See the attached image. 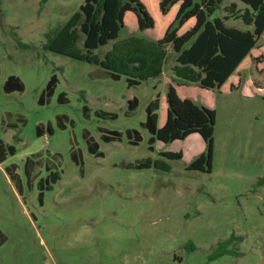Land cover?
I'll return each mask as SVG.
<instances>
[{
	"label": "rangeland",
	"instance_id": "1",
	"mask_svg": "<svg viewBox=\"0 0 264 264\" xmlns=\"http://www.w3.org/2000/svg\"><path fill=\"white\" fill-rule=\"evenodd\" d=\"M142 1L155 27L139 31L129 11L119 38L138 34L156 39L173 20L176 6L165 15L160 0ZM230 1L224 0L216 14L224 15ZM84 2L0 0V136L16 147L0 163V264H264V92L256 89L264 86V70L252 72L254 65L245 61L240 76L249 79L252 91L229 89L237 71L224 89H205L174 76L176 54L168 46L162 74L129 87L124 75L118 80L103 77L101 66L48 48ZM229 22L244 27L240 19ZM112 44L95 52L103 56ZM252 62L259 61L252 56ZM54 73L59 79L55 92L41 103ZM12 74L21 78L24 90H4ZM173 79L187 83L181 95L188 89L198 103L215 110L211 172L186 168L205 146L197 132L169 143L156 140L154 150L148 148L151 134L140 125L146 106L160 95L162 124L167 107L162 97ZM62 92L66 102L59 101ZM133 97L138 98L134 110L128 107ZM96 110L117 112L118 117L102 118ZM49 122L52 133L46 130ZM40 124L42 135L36 133ZM128 128L140 130L139 144L128 142ZM113 129L123 132L122 139L105 142L103 131ZM86 131L104 156L88 151ZM74 148L82 151L83 173L71 158ZM165 150L181 151L183 157H164ZM32 155L38 159L37 179L30 184L25 161ZM149 157L164 160L170 169L127 165ZM14 163L16 178L8 171ZM46 165L61 177L44 191L40 203L38 180L49 173ZM233 234L241 238L212 259L218 245Z\"/></svg>",
	"mask_w": 264,
	"mask_h": 264
},
{
	"label": "trees",
	"instance_id": "2",
	"mask_svg": "<svg viewBox=\"0 0 264 264\" xmlns=\"http://www.w3.org/2000/svg\"><path fill=\"white\" fill-rule=\"evenodd\" d=\"M223 1L160 0L159 9L162 14H167L175 4H178V8L163 35L153 39L138 34L119 38L120 31L125 27V15L129 11L135 14L139 31L155 27V18L142 0H85L80 9L71 15L49 41L48 48L53 52L101 66L104 69L101 73L103 77L118 80L124 75L128 86L132 87L162 74L168 58V46H172L176 54L172 71L176 78L184 82L196 83L205 89L220 90L252 49L257 46L258 41L264 37V0H239L243 7H239L236 1H232L224 6V15H217L216 12L221 9ZM192 18L195 19V23L180 32L185 23ZM233 18L240 19L244 27L227 22ZM111 41H113L112 46L103 56L95 52L96 49ZM256 59L264 64L263 56ZM58 81V76L54 73L40 96L41 103L49 100L54 94ZM230 87L235 88L232 84ZM4 90L6 92L24 90V83L19 76L12 74L7 78ZM164 95L167 105L164 124L161 126L158 124V109L161 105L159 94L148 102L146 119L140 123L151 134L148 139L149 150H154L156 140L169 143L197 132L202 136L205 146L187 163L186 168L211 172L215 110L198 103L190 95L182 97L177 87L170 82L167 84ZM81 97L87 102L82 91ZM59 101H67L64 92L60 94ZM137 104V97L128 99L130 109L134 110ZM90 110L85 103L84 114L88 115ZM95 114L102 118L118 117L117 112L105 110H96ZM58 120L59 125L64 127L61 116ZM46 130L50 133L54 131L51 122L47 124ZM44 132V126L38 125L36 133L42 135ZM84 135L88 151L95 156H104L98 141L88 131ZM122 136V131L113 129L104 130L101 138L105 142H110L121 140ZM126 136L130 144L137 145L142 140L141 132L137 128L126 129ZM15 152V145L7 144L0 136V163ZM161 154L170 159L183 157L181 151L165 150ZM35 156L32 155L25 161V174L30 184L37 179L35 169L38 159ZM71 158L80 165V172L83 173L84 160L81 149H72ZM127 165L136 168L154 165L158 168L170 169V165L164 160H153L150 157ZM17 167L15 163L8 167L13 178L19 177ZM46 168L49 173L38 180L40 203H43L44 191L52 189L53 184L61 177L59 170H52L49 165H46ZM240 238L234 234L231 235L218 245L211 258H217L229 252L228 246Z\"/></svg>",
	"mask_w": 264,
	"mask_h": 264
},
{
	"label": "crops",
	"instance_id": "3",
	"mask_svg": "<svg viewBox=\"0 0 264 264\" xmlns=\"http://www.w3.org/2000/svg\"><path fill=\"white\" fill-rule=\"evenodd\" d=\"M231 1H236V0H231ZM230 1V2H231ZM237 3H238V5H239V2L240 1H236ZM240 3H242V2H240ZM177 7L178 8V4H175L173 7ZM241 6V5H240ZM239 6V7H240ZM172 7V8H173ZM242 7H243V5H242ZM171 8V9H172ZM171 9H170V11H171ZM169 11V12H170ZM176 11H177V9H176ZM176 11H175V13H176ZM168 12V13H169ZM167 13V14H168ZM167 14H165V15H167ZM126 16V15H125ZM174 16H175V14H174ZM238 21V20H237ZM229 24H230V22L229 21H227ZM195 23V19L194 18H192V19H190L188 22H186L185 23V25L182 27V28H186V29H188L189 27H191L193 24ZM189 24V25H188ZM231 25H233V23H231ZM235 25H237V26H239V24H235ZM185 26H187V27H185ZM181 28V29H182ZM186 29H184V30H186ZM183 30V31H184ZM180 32H182V31H180ZM163 35V34H162ZM252 56L254 57V58H256V57H259V56H263L264 57V41L263 42H260V40L258 41V44H257V46L255 47V48H253L252 49V51H251V53L242 61V63L239 65V67L237 68V75L236 76H234L233 78H234V80H232L231 82H229V89L231 88L230 86H231V84L232 85H234L235 86V88L237 89V88H241L242 90H244L245 88L246 89H248L249 91H252V88H251V86H250V81H249V79L248 78H246V77H244V74H243V76H240V73L242 72V70H245V61L246 60H248V63H247V65H254V69L252 70V72H255V73H258L259 75H260V73H259V71H262V70H264V64H262L261 62H258V63H255V62H252ZM242 66V67H241ZM232 76H230L228 79H227V81L228 80H230V78H231ZM239 78H241V83H239ZM174 79H173V83H174ZM226 81V82H227ZM176 83H174V85L177 87V90H178V92H179V94L181 95V87L182 86H187V83H183L182 81H175ZM226 82L222 85V89H224V86H225V84H226ZM232 89V88H231ZM230 89V90H231ZM256 89L257 90H259V91H261L262 93L264 92V86H258V87H256ZM186 95H188V89H187V92L185 93V94H183V95H181L182 97H184V96H186ZM164 100H165V95H163V97H162ZM166 103V102H165ZM161 104H162V99H161ZM161 106V105H160ZM167 106V105H166ZM166 119V118H165ZM164 122H165V120H164ZM164 122L162 123V124H160L159 126H161V125H163L164 124ZM158 124H159V121H158Z\"/></svg>",
	"mask_w": 264,
	"mask_h": 264
}]
</instances>
